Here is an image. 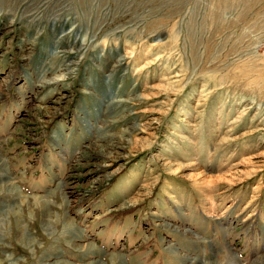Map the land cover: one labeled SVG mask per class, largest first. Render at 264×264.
<instances>
[{
	"label": "rangeland",
	"instance_id": "obj_1",
	"mask_svg": "<svg viewBox=\"0 0 264 264\" xmlns=\"http://www.w3.org/2000/svg\"><path fill=\"white\" fill-rule=\"evenodd\" d=\"M0 264H264V0H0Z\"/></svg>",
	"mask_w": 264,
	"mask_h": 264
}]
</instances>
